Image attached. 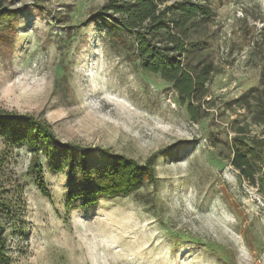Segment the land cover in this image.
<instances>
[{"label":"rangeland","instance_id":"rangeland-1","mask_svg":"<svg viewBox=\"0 0 264 264\" xmlns=\"http://www.w3.org/2000/svg\"><path fill=\"white\" fill-rule=\"evenodd\" d=\"M191 1L213 9L203 53L218 69L197 122L171 82L139 65L106 0H0V111L38 117L59 140L34 154L30 126H0V264H264V146L253 178L231 164L237 127L264 138L234 102L264 86V0ZM101 149L155 153L154 178L85 201L111 164Z\"/></svg>","mask_w":264,"mask_h":264},{"label":"trees","instance_id":"trees-1","mask_svg":"<svg viewBox=\"0 0 264 264\" xmlns=\"http://www.w3.org/2000/svg\"><path fill=\"white\" fill-rule=\"evenodd\" d=\"M160 3V0H106L101 11L118 15L116 21L135 36V55L139 65L145 71L157 73L171 82L178 94L179 104L185 105L189 118L197 122L207 114V84L218 71L213 60L203 53L207 38L210 37L208 24L213 9L207 2L191 0H176L163 6ZM4 9L0 7V13ZM262 77L264 84V72ZM234 102L251 112L253 122H264V86L251 87ZM9 121H21L32 128L29 146L34 154L38 152L39 141H59L49 123L31 114L0 111V126ZM237 133L233 138L231 164L242 176L253 178L254 162L262 151L264 138L251 136L247 141L243 126L237 127ZM60 145L72 146L82 156L91 149L71 142ZM100 151L108 152L111 164L103 168L92 187L82 190L85 201H90L99 193L128 194L144 180L154 178L155 153L139 162L121 153H109L104 149ZM29 167L35 173L41 192L49 195L41 164L33 159ZM82 172L84 176L89 175L86 165L82 166Z\"/></svg>","mask_w":264,"mask_h":264}]
</instances>
